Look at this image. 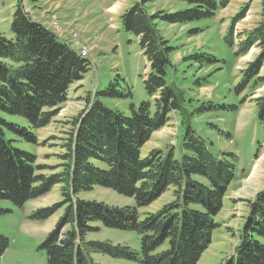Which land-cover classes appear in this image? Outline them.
<instances>
[{
	"label": "trees",
	"instance_id": "1",
	"mask_svg": "<svg viewBox=\"0 0 264 264\" xmlns=\"http://www.w3.org/2000/svg\"><path fill=\"white\" fill-rule=\"evenodd\" d=\"M153 1L135 0L120 15L122 27L136 36L148 63L143 85L149 99L137 106L130 104L125 113L102 102L132 95L122 78L95 91L71 122L65 153L61 155L62 170L48 175L38 173L41 167L32 152L18 148L6 136L8 131L34 143L30 131L1 114L19 116L33 129L46 126L57 106L67 100L69 87L89 69V61L32 20L21 4L11 16L10 36L0 33V200L22 206L60 184L66 204L56 226L38 245L44 254L42 264H98L93 253L138 264H197L218 226L215 217L235 177V154L213 153L189 125L184 129L179 154L168 147L152 149L142 156L141 149L150 135L167 123L169 114L180 109L177 93L165 78L173 47L161 36L156 21L185 24L210 19L229 0H174L186 7L148 13L146 6ZM262 16L263 20L245 32L234 50L235 56H241L253 45L260 49L241 70L235 86L237 94L249 84L264 80V74L259 75L264 65V0ZM241 17L233 20L224 37L230 47L234 46V23ZM207 58L208 63L218 61L213 56ZM253 101L259 120L264 121V93ZM95 186L131 197L135 205L112 206L76 197ZM170 187V202L155 212L140 215L139 208L151 204ZM247 204L238 243L222 264H264V188ZM58 208V204L39 208L30 218L46 219ZM100 226L137 233L139 250L106 240L85 239ZM8 246L9 239L0 235V257Z\"/></svg>",
	"mask_w": 264,
	"mask_h": 264
},
{
	"label": "rangeland",
	"instance_id": "2",
	"mask_svg": "<svg viewBox=\"0 0 264 264\" xmlns=\"http://www.w3.org/2000/svg\"><path fill=\"white\" fill-rule=\"evenodd\" d=\"M135 0H0V33L9 37L11 16L21 4L29 16L69 43L89 61V69L83 78L73 83L67 91V100L56 108L49 123L33 129L19 117L1 114L7 120L30 131L35 142L6 131L18 148L32 152L38 173L48 175L62 170L65 144L72 128L73 118L87 105L95 91L104 90L109 82L122 78V84L132 95L123 99H102L110 108L128 112L129 105L137 106L148 100L143 79L149 71L148 63L140 51L138 39L126 32L120 15ZM186 4L174 0H155L147 4L148 13L164 10H183ZM233 47L227 45L233 20ZM263 20L262 0H229L219 8L214 17L180 24L156 21L161 36L173 50L167 66L166 81L177 93L180 109L169 114V120L154 131L141 149L145 156L155 148H173L179 154V146L186 126H191L213 153L231 152L236 156L235 177L227 187L222 208L215 217L218 223L211 235L208 247L197 264H222L232 254L238 243V231L246 216L250 200L264 188V121H260L254 98L264 93V80L249 84L241 93L235 92L241 70L253 60L259 47L253 45L246 54L235 56L234 50L244 38L245 32ZM36 21V20H35ZM205 55L204 56H201ZM196 55L201 56L195 59ZM213 56L217 62L208 63ZM264 74V65L259 75ZM235 106V109L232 107ZM208 108V109H206ZM61 185H54L42 196L17 206L0 200V235L9 239V246L0 257V264H42L44 254L38 245L44 240L63 214L66 204L61 195ZM78 198L96 200L108 205L134 206V199L120 195L109 188L93 187L80 192ZM74 198V197H73ZM173 199V188L138 212H155ZM58 204L59 208L43 220L31 219L37 209ZM68 228L67 226L65 229ZM88 240L110 241L139 250V236L133 231H123L100 226L88 233ZM98 264H138L113 258L102 253L91 254Z\"/></svg>",
	"mask_w": 264,
	"mask_h": 264
},
{
	"label": "crops",
	"instance_id": "3",
	"mask_svg": "<svg viewBox=\"0 0 264 264\" xmlns=\"http://www.w3.org/2000/svg\"><path fill=\"white\" fill-rule=\"evenodd\" d=\"M33 20H36L37 22H39L38 19H36V18H33Z\"/></svg>",
	"mask_w": 264,
	"mask_h": 264
},
{
	"label": "built area",
	"instance_id": "4",
	"mask_svg": "<svg viewBox=\"0 0 264 264\" xmlns=\"http://www.w3.org/2000/svg\"><path fill=\"white\" fill-rule=\"evenodd\" d=\"M82 54H84V51H81Z\"/></svg>",
	"mask_w": 264,
	"mask_h": 264
},
{
	"label": "bare ground",
	"instance_id": "5",
	"mask_svg": "<svg viewBox=\"0 0 264 264\" xmlns=\"http://www.w3.org/2000/svg\"><path fill=\"white\" fill-rule=\"evenodd\" d=\"M57 34V33H56ZM79 54H81V52H79Z\"/></svg>",
	"mask_w": 264,
	"mask_h": 264
}]
</instances>
